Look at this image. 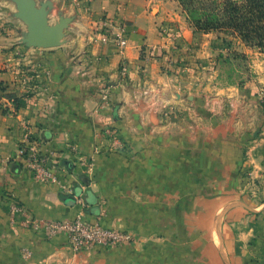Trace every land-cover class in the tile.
<instances>
[{
    "label": "crops",
    "instance_id": "0c3cea01",
    "mask_svg": "<svg viewBox=\"0 0 264 264\" xmlns=\"http://www.w3.org/2000/svg\"><path fill=\"white\" fill-rule=\"evenodd\" d=\"M34 1L50 25L69 19V31L58 48L26 47L24 25L7 18L15 0H0V85L21 104L15 110L0 94V264H264V114L246 86L234 92L178 70L151 0ZM103 16L127 27L122 53L98 34ZM105 89L110 103L101 107ZM107 125L121 148L108 150ZM26 128L84 208L35 181L15 156ZM9 196L38 217L82 212L134 240L75 253L63 234L11 224Z\"/></svg>",
    "mask_w": 264,
    "mask_h": 264
},
{
    "label": "built area",
    "instance_id": "2783aa9c",
    "mask_svg": "<svg viewBox=\"0 0 264 264\" xmlns=\"http://www.w3.org/2000/svg\"><path fill=\"white\" fill-rule=\"evenodd\" d=\"M120 18H108L99 20L98 34L103 40L114 41L119 52L122 53L126 46L125 33L127 27L123 25ZM119 22V24H116ZM121 79L127 76V67L124 64L120 66ZM144 94H147L144 91ZM10 102H12L10 100ZM110 103L109 90L105 89L101 93L100 106L107 107ZM100 107V108H101ZM163 116L170 118L171 112L166 110ZM26 134L23 136L21 144L18 146L15 156L22 159L24 166L30 172L32 178L43 184H53L58 187L62 194L70 196L75 204L81 208L85 207L84 199L80 194H76L71 184L62 181L56 171L55 163L51 161L52 152L44 153L41 144L34 137L33 133L26 128ZM103 134L108 141V150H115L122 147V141L118 130L107 125L103 127ZM71 151L75 154L77 164L84 170H89L88 157L83 153H79L76 146H70ZM95 153L99 152V147H95ZM8 215L11 224L18 225L23 228H29L35 232L43 233L47 238H51L57 234H63L67 238L69 247L73 252L90 251L96 246L115 247L118 245L129 244L133 242L130 233L122 230L107 228L99 223H87L83 220L82 212L73 219H45L29 213L19 202L13 197L8 198ZM32 252L29 248L21 249L23 259H29ZM45 264H56L53 262Z\"/></svg>",
    "mask_w": 264,
    "mask_h": 264
},
{
    "label": "rangeland",
    "instance_id": "374dc122",
    "mask_svg": "<svg viewBox=\"0 0 264 264\" xmlns=\"http://www.w3.org/2000/svg\"><path fill=\"white\" fill-rule=\"evenodd\" d=\"M151 5L154 14L160 15L162 19L158 34L169 37L173 42L166 57L174 58L178 70H190L197 83L232 86L234 92L246 86L244 93H248L251 104L256 105L264 114L263 54L222 34L195 32L177 0H151ZM8 11V19L12 22L18 20L24 25L17 16V7ZM24 27V33H20L28 35Z\"/></svg>",
    "mask_w": 264,
    "mask_h": 264
},
{
    "label": "trees",
    "instance_id": "16d2710c",
    "mask_svg": "<svg viewBox=\"0 0 264 264\" xmlns=\"http://www.w3.org/2000/svg\"><path fill=\"white\" fill-rule=\"evenodd\" d=\"M195 32L215 33L240 41L264 55V0H177ZM120 18V16H116ZM0 94L21 106L14 94Z\"/></svg>",
    "mask_w": 264,
    "mask_h": 264
},
{
    "label": "water",
    "instance_id": "95a60500",
    "mask_svg": "<svg viewBox=\"0 0 264 264\" xmlns=\"http://www.w3.org/2000/svg\"><path fill=\"white\" fill-rule=\"evenodd\" d=\"M15 2L17 16L28 31V35H23L22 38V43L26 47L53 49L63 44L69 19L60 18L57 23L50 25L45 6L40 5L39 8L34 0H15Z\"/></svg>",
    "mask_w": 264,
    "mask_h": 264
}]
</instances>
